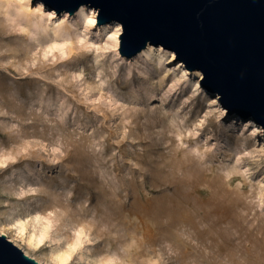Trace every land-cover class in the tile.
<instances>
[{
  "label": "rangeland",
  "instance_id": "1",
  "mask_svg": "<svg viewBox=\"0 0 264 264\" xmlns=\"http://www.w3.org/2000/svg\"><path fill=\"white\" fill-rule=\"evenodd\" d=\"M72 17L0 0V228L45 231L40 264H264L261 126L174 51L121 56L115 21L57 37Z\"/></svg>",
  "mask_w": 264,
  "mask_h": 264
},
{
  "label": "water",
  "instance_id": "2",
  "mask_svg": "<svg viewBox=\"0 0 264 264\" xmlns=\"http://www.w3.org/2000/svg\"><path fill=\"white\" fill-rule=\"evenodd\" d=\"M34 1V0H33ZM56 11H98L97 24L122 27L119 53L132 58L147 45L175 52L201 86L228 110L251 116L264 132V0H42ZM0 264H40L0 235Z\"/></svg>",
  "mask_w": 264,
  "mask_h": 264
},
{
  "label": "bare ground",
  "instance_id": "3",
  "mask_svg": "<svg viewBox=\"0 0 264 264\" xmlns=\"http://www.w3.org/2000/svg\"><path fill=\"white\" fill-rule=\"evenodd\" d=\"M23 11H24V7L19 6L18 12H23ZM25 15L28 16L27 13H25ZM96 21H97L96 17H94L93 15H89L87 13L86 7L82 6L76 13L73 14V17L70 18L68 21L63 22V23H57L56 25L54 23L53 25H51V30L57 37L65 40L79 28H83V29L88 28L89 30H91L95 26ZM46 27L48 28V26ZM102 31L105 32L106 29L104 28L102 29ZM116 36L118 37L119 34ZM116 45L118 47V40L116 41ZM152 54H153V48L151 45H148L140 53L134 56L132 60L135 63H137L141 60L149 58ZM216 100L217 99L215 97H210V103L208 105L211 106L212 104H215L217 102ZM16 222L17 224H19V221H16ZM23 229H24L23 225H20L18 231L9 237L5 233V231L9 230V228L1 227L0 235H4L9 241H11L19 249H23L22 246L26 245L34 250H39L43 246L45 231L41 232L38 235L30 234L28 240L25 241L22 237ZM70 255H71V251L57 252V253L51 254V260L55 262L56 264H66L70 258Z\"/></svg>",
  "mask_w": 264,
  "mask_h": 264
}]
</instances>
